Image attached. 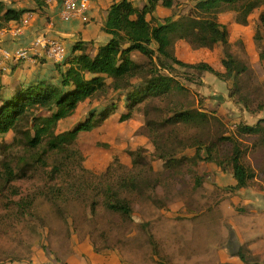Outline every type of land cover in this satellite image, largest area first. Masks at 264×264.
Wrapping results in <instances>:
<instances>
[{"label":"trees","instance_id":"1","mask_svg":"<svg viewBox=\"0 0 264 264\" xmlns=\"http://www.w3.org/2000/svg\"><path fill=\"white\" fill-rule=\"evenodd\" d=\"M193 1L196 4L191 11L182 14L175 10L173 17L177 15V18L160 26L153 15L156 9L165 7L172 10L179 0H148V4L140 7H135L129 0H123L112 5L104 26V32L111 39L105 46L95 48L94 43L77 42L74 47L80 54L67 60L69 67L61 73L62 80L57 88L49 85L43 87L41 82L23 86L13 97L2 102L0 138L13 133L12 141L7 142L8 150L18 147L29 150V161L34 170L30 179L38 177L40 186L33 193L25 195L17 184L18 176L13 165L9 160H4L0 164V211L13 213L20 222L32 217L36 223L42 224L43 217L38 204L45 200L66 226L73 230V223L65 215L70 205L87 206L90 210L88 215L92 218L99 215L98 209H102L120 216L124 223L132 222V197L148 183V174L158 172L154 170L157 162L166 160L161 164V170H175L173 167L178 169V166L185 164L189 165V170L194 167L195 163L188 164L186 158L181 156V151L168 155L163 150H154L153 161L145 162L138 158L142 156L137 155L138 159L134 158L130 163L129 172L112 163L105 168L91 170L85 166L78 167L71 160L72 154L76 152L75 147H90L92 140L104 133L102 128L107 123L117 124L127 122L132 117H141L150 101L159 103V110L165 115L173 114L171 119H192L190 113L185 112L188 108L185 104L162 107L167 105L162 103L175 94L190 95L192 84L204 85L200 77L188 72L190 69L197 73H209L225 83L233 78L234 73L240 76L225 48L220 50L221 56L217 63H183L177 47L179 32L200 28L202 33L199 46L211 51L218 50L221 45L225 47L231 37L227 23L222 22V14L230 13L232 23L246 26L250 24L252 15L261 12L264 0ZM35 3L38 7L45 4L43 0H35ZM33 12L10 9L0 0V32L9 29L11 22L19 23L26 13ZM41 15L45 16L43 12ZM90 22L91 19L86 24ZM256 24L257 31L253 39L259 61L263 65L264 12H261ZM151 44H156L158 50L154 51ZM159 57L172 60L173 67L167 64L160 66ZM179 64L184 65L186 72H176L175 67ZM56 68L59 70L60 66ZM163 70H168V73L162 74ZM150 75H159V78L145 82L143 77ZM108 77L117 78L115 83L118 86L115 89L118 90L130 83L136 85L137 92L128 97L131 112L122 115L120 119L112 116L116 104L105 106L114 89L113 84L107 82ZM121 99L119 96L118 101ZM237 102L250 115L259 116L264 113V97H258L252 92L244 93ZM81 112L89 117L74 128ZM246 135H264V117L254 125L239 124L234 133L221 135L213 143L198 142L191 145L197 151H206V162H212L233 175L236 186L229 189L231 192L243 189L264 190V185L256 180L257 172L248 162L252 148L241 140ZM79 136L87 140L79 142ZM159 137L157 133L154 136L160 146ZM98 143L105 148L100 141ZM54 153L62 158L53 170L46 172L44 159ZM134 168L137 171L134 172ZM72 173L77 174V177L69 178ZM194 183L193 188L196 190L203 186L202 180L195 179ZM141 228L157 253L158 246L151 224H141ZM246 251L245 246H242L236 253L243 264H248L247 260L252 259ZM10 262L14 263L15 260L11 259ZM0 264L9 262L0 259Z\"/></svg>","mask_w":264,"mask_h":264},{"label":"rangeland","instance_id":"2","mask_svg":"<svg viewBox=\"0 0 264 264\" xmlns=\"http://www.w3.org/2000/svg\"><path fill=\"white\" fill-rule=\"evenodd\" d=\"M29 1L11 0L10 6L20 3L26 4ZM195 4L196 1L193 0H179L172 10L158 7L156 13L158 17H163L164 13L173 14L178 9L187 12L191 11ZM262 11L264 12V7ZM25 18L31 20L32 16L28 15ZM25 18L23 17L22 20ZM156 22L158 23L157 20ZM222 22L227 23L228 27L232 29L240 26L237 23H232L228 18V13L222 14ZM235 39L233 37V40ZM151 47L156 50L153 46ZM181 49H183L181 59L183 63L207 62L204 59L208 57L206 51L208 49L201 48L199 45L194 49ZM220 50L219 48L217 50L218 54L214 55V58L218 60L221 56ZM211 53H214V51H211ZM251 53L257 61L259 53L256 51ZM211 57L212 55L209 56V59ZM163 60L164 62H159L160 66L162 64L170 66L172 60L167 61L164 57ZM258 64L259 60L253 63L256 67V74L254 75L264 80V63L262 65L260 62L262 67V69L259 67V72H262L260 75L257 70ZM68 67V62L62 64V72H65ZM178 67L181 68V71L177 70V72H186L184 65L179 64ZM166 71L168 70H163L162 74H166ZM188 72L197 74L196 71L191 69ZM238 72L241 74L242 69ZM158 78L159 75H150L143 80L147 82ZM47 80L61 83L62 77L58 73H53L48 76ZM116 80L115 77L107 78V82L112 83L114 89L106 100L105 106L116 104L117 108L112 116L120 119L122 115L131 112L128 97L137 91H135V83H130L119 90L115 89L118 86L115 83ZM40 82L43 87L49 85L52 88H57V84L51 85L47 81L31 82L23 85L28 86ZM200 87L198 84H192L190 86L191 92L197 94L196 92L200 91ZM206 87L208 89V86ZM209 87L215 89V84L210 83ZM250 88L243 92L238 100L246 92H252L261 98L264 97L263 84L255 87V91ZM218 90L223 92V88H218ZM229 90L235 96L239 92L238 89ZM2 93L0 91V94ZM119 96L122 97L120 101H118ZM188 96L187 102L189 103L190 98H192L191 93ZM236 103L238 107H241L238 102ZM162 104L165 105L166 102ZM88 117V114L81 112L74 128H77ZM263 117L264 113L259 116L248 114L246 117L239 119L240 123L254 125ZM234 121V118H231L230 122ZM102 130L104 133L92 140L90 147H75L76 152L71 156V160L75 165L94 170L95 168H105L112 163L129 172L131 170L130 163L134 158H137V155L142 156L138 158L145 162L153 161L155 154L152 152L154 150L165 152L164 149L160 148L154 137L151 140L148 137L150 134H154V130L150 126L146 127L144 113L141 117H132L127 122L117 124H110L109 122ZM219 136L220 134L212 141H216ZM12 137L13 133L0 138V164L4 160H9L18 176L17 184L21 186L25 195L31 194L39 188L40 179L38 177L30 179L34 170L29 161L31 153L28 149L18 147L8 150L7 142H11ZM251 138L252 149L248 157L252 161L258 159L256 163L259 164L264 160V135L251 136ZM86 140L87 138L79 136L77 141L83 142ZM99 141L105 145V148L98 143ZM212 141L209 143H213ZM149 152L150 155L153 154L152 157H150ZM61 158L62 156L57 153L46 156L44 159L46 172L53 170ZM165 161L156 163L154 170L158 172L148 174V183L132 197L134 200L132 222L124 223L120 216L109 214L102 209H98L97 213L99 215L92 218L91 215H88L90 210L87 206L70 205L65 215L73 223V230L66 226L45 200L39 201L38 204L43 217L42 224L36 223L32 217L20 222L16 220L13 213L8 214L0 211V259L6 260L9 264H33L34 261H37L36 264H56L57 259L54 262L55 257L53 258V255H57L59 260L62 263L64 261L65 264H243L236 255V252L241 248L239 245H234L233 237L237 236L240 245L254 252L253 258L255 259L247 260L246 263L263 264L264 212L240 213L239 208L231 210L229 206L233 205V198L229 199L224 194L225 197L222 203L219 205L214 202L205 203L206 206L198 210V213L204 212V214H201L197 219H192L190 216L193 209L191 210V205L188 204L190 201L183 197V194L194 190L193 187L196 184L194 183L195 179L189 173L192 169L189 170L187 168L189 165L185 164L178 166V169L173 167L175 170H161V164ZM248 162L250 163L249 159ZM250 165L252 166L251 163ZM135 171H137V168H134ZM75 177H77V174L72 173L69 178ZM173 178H176L177 181H174ZM183 178L188 181H184ZM202 181L203 186L201 189L219 190L213 185L216 182L215 180L207 182L204 179ZM260 184L264 185V183ZM218 199L219 196L215 197V200ZM15 200H19V198ZM144 223L151 224V230L155 235V242L158 246L157 253L153 250L146 233L141 228V224L144 226ZM39 225L43 227L39 228ZM11 259H14L15 262H10Z\"/></svg>","mask_w":264,"mask_h":264},{"label":"crops","instance_id":"3","mask_svg":"<svg viewBox=\"0 0 264 264\" xmlns=\"http://www.w3.org/2000/svg\"><path fill=\"white\" fill-rule=\"evenodd\" d=\"M4 1L10 9L16 11L33 10L34 12L31 14L26 13L23 16L25 18L31 15L32 19L30 20V25L20 33H16L14 30L15 26H17V22H11L9 29L0 32V48L13 51L26 47L38 37L48 36L49 38L62 42L66 51V59L68 60L70 57L80 54L74 47L77 42L94 43V47L98 48L105 46L110 41L111 36L104 32L109 9L112 5L120 3L123 0H90L91 22L88 24L82 22V20L63 21L61 19L63 13L61 3L52 7L45 4L42 7H38L35 0H30L26 4L20 3L11 6V0ZM129 1H131L135 7L148 4V0ZM157 10L158 9H156V11ZM156 11L153 15L158 21V26L164 25L170 19L175 20L177 18V15L173 17L171 13H164L165 15L163 17H158ZM41 12H43L45 16L41 15ZM178 12L185 14L188 11L183 12L178 9ZM261 12L263 11L261 10ZM261 12L252 15L249 25H240L234 29L228 27L231 37L225 47H223V45L220 46V49L225 48L231 56L234 61V69L237 71L242 69L239 77L233 74V78L228 83H225L215 76L212 77L213 75L211 76V74L197 73L196 75L201 78L204 85L200 87V91L196 92L197 94L191 92L192 98H190L189 103L187 102L188 96H185L183 93H178L166 101V106H162L179 107L185 104L186 107H188L185 109V112L188 111L192 119H171L173 114L165 115L160 112V104L156 101L148 102L145 107V125L146 127H152L154 130V134L148 136L150 140L156 133L159 134L160 137L158 139L160 141V146L167 154L174 155L181 151V155L186 158L188 163H195L194 167L189 172L193 179H205L207 182L216 181L214 185L219 189L218 191L194 189L195 191L191 190L183 194V197L190 201L188 204L191 205V210L193 209V213L190 216L192 219H197L201 214H204V212L198 213V210L202 209L201 207H205V203L214 202L218 203V205L222 203L225 197L224 194L229 199L233 198V205L229 206L231 210L239 208L240 213L264 212V190L243 189L241 191H229L230 188L236 186V180L233 175L225 172L212 162H206L205 158L207 157V153L205 150L197 151L196 148L191 147L193 143H209L219 134L220 136L224 134L229 136L234 133L236 126L241 124L239 118H244L248 115V113L244 112L242 107H238L236 103L239 96L243 92L249 90V87L255 91V87L260 84L264 85V80L254 75L256 74V67L253 63L258 62L259 59L256 61L254 55L251 53L256 51L253 37L257 31L256 22ZM228 18L230 19V13H228ZM201 33L202 31L200 28L186 29L179 32L177 47L180 59H182L183 56V49L181 48L194 49L198 47ZM233 37L236 39L233 40ZM179 43L180 46L183 47H180ZM151 46L158 50L157 45L151 44ZM153 50L156 51L155 49ZM206 51L208 57L204 60L207 62L218 61L217 58H214V55L218 54L217 50L214 51V53H211V50ZM211 55L212 57L209 59ZM160 61L164 62L162 57L158 58V62ZM167 61H169V59H167ZM56 66L58 65H55L50 60L37 58L31 62H21L13 65L9 71L0 72V91L3 92L0 94V107L3 100L13 97L25 83L47 81L51 84L58 85L60 82L47 80L48 76L53 73L61 75V65H59V70ZM169 67H173L172 62ZM259 67L262 69L260 61L257 68L260 75L262 72H259ZM175 69L176 72L177 70L181 71L179 67H175ZM166 73H168V71H166ZM206 74H208V76H206ZM147 77L149 76H144L143 79ZM210 83L215 84V89L209 87ZM206 86H208V89H206ZM218 88H223V92L219 91ZM229 89H238L239 92H237L235 96ZM231 118H234L235 121L230 122ZM251 139V136H244L241 138L243 143L252 147ZM248 159L257 172L256 180L260 183H264V160L257 164L256 162L258 159H255V161H252L250 157H248ZM211 175H213L214 178L211 177ZM173 180L177 181L176 178H173ZM183 180L188 181L185 178H183ZM218 196L219 199L215 200V197ZM233 240L235 242L234 245L243 246L240 245L237 236H234ZM245 249L247 250L246 254L251 256L252 259H255L253 258L254 252L246 247ZM262 253H264V249ZM56 257L57 255H53L54 262L56 261ZM57 260V262H61L59 258ZM36 262L37 261H34L33 264H36ZM63 264H65L64 261Z\"/></svg>","mask_w":264,"mask_h":264},{"label":"built area","instance_id":"4","mask_svg":"<svg viewBox=\"0 0 264 264\" xmlns=\"http://www.w3.org/2000/svg\"><path fill=\"white\" fill-rule=\"evenodd\" d=\"M46 5L52 7L61 3L63 13L61 19L65 22L72 20L90 21V0H44ZM30 25V19L25 18L17 23L14 30L20 33ZM37 58L50 60L55 65H62L67 62L66 51L61 41L41 36L33 40L29 45L17 50L0 48V72L9 71L11 66L21 62H31Z\"/></svg>","mask_w":264,"mask_h":264}]
</instances>
